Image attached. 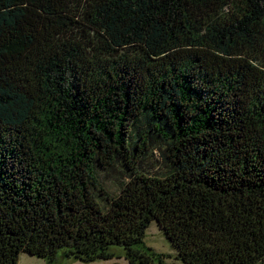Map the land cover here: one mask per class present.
I'll use <instances>...</instances> for the list:
<instances>
[{
    "label": "trees",
    "instance_id": "obj_1",
    "mask_svg": "<svg viewBox=\"0 0 264 264\" xmlns=\"http://www.w3.org/2000/svg\"><path fill=\"white\" fill-rule=\"evenodd\" d=\"M153 221L264 264V0H0V264H166Z\"/></svg>",
    "mask_w": 264,
    "mask_h": 264
},
{
    "label": "rangeland",
    "instance_id": "obj_2",
    "mask_svg": "<svg viewBox=\"0 0 264 264\" xmlns=\"http://www.w3.org/2000/svg\"><path fill=\"white\" fill-rule=\"evenodd\" d=\"M121 176L118 172L113 173L112 178L102 177V181L106 189L111 193L118 191V180ZM145 244L150 246L158 253L161 257L164 256V262L166 264H184L180 259L176 258L177 251L172 247L169 240L162 233L155 221L151 222L149 227L146 229V234L144 237ZM120 249L116 248L115 257L110 260H96L92 262H82L75 259H63L58 257L54 262H48L43 258H39L34 255H29L27 253H21L19 255L18 264H112L113 262L119 264H129L125 259V256ZM121 256V257H119Z\"/></svg>",
    "mask_w": 264,
    "mask_h": 264
}]
</instances>
